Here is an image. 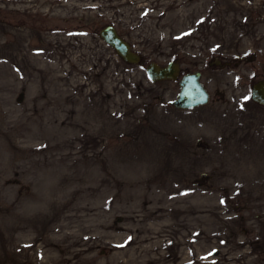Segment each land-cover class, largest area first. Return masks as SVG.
Wrapping results in <instances>:
<instances>
[{
	"label": "rangeland",
	"instance_id": "1",
	"mask_svg": "<svg viewBox=\"0 0 264 264\" xmlns=\"http://www.w3.org/2000/svg\"><path fill=\"white\" fill-rule=\"evenodd\" d=\"M261 77L264 0H0V264H264Z\"/></svg>",
	"mask_w": 264,
	"mask_h": 264
},
{
	"label": "water",
	"instance_id": "2",
	"mask_svg": "<svg viewBox=\"0 0 264 264\" xmlns=\"http://www.w3.org/2000/svg\"><path fill=\"white\" fill-rule=\"evenodd\" d=\"M99 37L123 61L137 63L140 55L132 49L116 30L115 26L107 22L98 30ZM146 76L151 81L175 79L178 65L175 60H168L164 64L149 61L144 66ZM200 72L193 70L182 73L177 79L178 90L168 103L177 108H192L202 105L208 100V92L199 81ZM249 99L259 105H264V77L254 80L249 86Z\"/></svg>",
	"mask_w": 264,
	"mask_h": 264
},
{
	"label": "snow or ice",
	"instance_id": "3",
	"mask_svg": "<svg viewBox=\"0 0 264 264\" xmlns=\"http://www.w3.org/2000/svg\"><path fill=\"white\" fill-rule=\"evenodd\" d=\"M245 99H247V97Z\"/></svg>",
	"mask_w": 264,
	"mask_h": 264
}]
</instances>
